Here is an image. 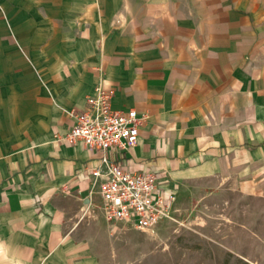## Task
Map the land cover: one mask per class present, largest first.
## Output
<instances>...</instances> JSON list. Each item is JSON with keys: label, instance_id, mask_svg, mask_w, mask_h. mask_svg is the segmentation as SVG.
Returning <instances> with one entry per match:
<instances>
[{"label": "crops", "instance_id": "0c3cea01", "mask_svg": "<svg viewBox=\"0 0 264 264\" xmlns=\"http://www.w3.org/2000/svg\"><path fill=\"white\" fill-rule=\"evenodd\" d=\"M97 87L145 118L111 160L264 200V0H0V264H116L101 154L64 139Z\"/></svg>", "mask_w": 264, "mask_h": 264}, {"label": "rangeland", "instance_id": "374dc122", "mask_svg": "<svg viewBox=\"0 0 264 264\" xmlns=\"http://www.w3.org/2000/svg\"><path fill=\"white\" fill-rule=\"evenodd\" d=\"M111 238L117 251L104 257L116 264H264V200L217 180L191 182L154 230L121 224Z\"/></svg>", "mask_w": 264, "mask_h": 264}, {"label": "built area", "instance_id": "2783aa9c", "mask_svg": "<svg viewBox=\"0 0 264 264\" xmlns=\"http://www.w3.org/2000/svg\"><path fill=\"white\" fill-rule=\"evenodd\" d=\"M111 98L110 92L97 87L85 108L73 113L74 124L64 139L101 154L100 167L87 176L101 180L98 194L109 226L116 229L124 224L150 232L170 216L176 196L163 190L149 171L135 172L107 156L112 151L121 156L134 147L145 120L134 110L112 109Z\"/></svg>", "mask_w": 264, "mask_h": 264}]
</instances>
